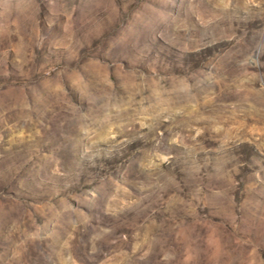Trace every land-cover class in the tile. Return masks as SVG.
Returning <instances> with one entry per match:
<instances>
[{
  "label": "rangeland",
  "instance_id": "rangeland-1",
  "mask_svg": "<svg viewBox=\"0 0 264 264\" xmlns=\"http://www.w3.org/2000/svg\"><path fill=\"white\" fill-rule=\"evenodd\" d=\"M0 264H264V0H0Z\"/></svg>",
  "mask_w": 264,
  "mask_h": 264
}]
</instances>
